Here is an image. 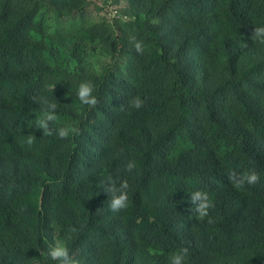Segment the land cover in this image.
Wrapping results in <instances>:
<instances>
[{
	"label": "trees",
	"instance_id": "trees-1",
	"mask_svg": "<svg viewBox=\"0 0 264 264\" xmlns=\"http://www.w3.org/2000/svg\"><path fill=\"white\" fill-rule=\"evenodd\" d=\"M94 1L0 0V264H46L56 244L77 264H170L184 247L185 264H264V43L250 39L264 0H115L127 22L47 43L48 13ZM97 52L112 62L97 69ZM41 99L58 105L50 127L77 131L43 135ZM249 171L254 185L228 179ZM109 177L129 185L120 212Z\"/></svg>",
	"mask_w": 264,
	"mask_h": 264
},
{
	"label": "clouds",
	"instance_id": "clouds-1",
	"mask_svg": "<svg viewBox=\"0 0 264 264\" xmlns=\"http://www.w3.org/2000/svg\"><path fill=\"white\" fill-rule=\"evenodd\" d=\"M94 2L92 3V5L94 4ZM116 4L120 6V13L128 15L127 13L124 12V8L126 7V4L124 3L123 4L116 3ZM92 5L89 7L90 10L94 14L98 15L102 20L103 18L101 17V15L98 12L96 13L92 9ZM128 17L130 19V15H128ZM128 20H126L125 22H127ZM118 22L120 21H116L112 25L115 26V24ZM250 39L253 41L259 40L260 43H264V26H254L250 35ZM134 47L137 52L142 51V46L139 42L135 43ZM93 90H94V86L90 82H83L79 85L77 90V96L82 104L91 107H95L98 104L97 98L92 95ZM39 102L44 105V112H43V117L40 120H38L37 128L43 130V135L50 136L55 133L56 135L59 136V138L66 139L69 137L70 133H75L77 131L76 129L70 127H61L59 129H53L52 127H50V124L57 120L56 110L58 105L55 102H50L46 99H41ZM143 103L144 101L141 100L139 97H134L129 102V104L132 107H135L137 109L142 107ZM28 143L29 144L32 143L31 138H29ZM134 168H135V164L133 162H129L126 165V169L129 172H131ZM228 179L231 183L234 184V186L241 187L245 183L249 185L256 184L259 181V175L255 171H249L243 174H237L236 172H232L228 175ZM128 187L129 185L127 180L120 181L119 187H117L116 182L111 177H109L108 180L104 183L103 190L106 193H108V195L111 197L108 204L111 211L120 212L121 210L127 208ZM190 203L192 205V208L190 210H194L198 214L199 219H203L205 216H207L208 209L212 207V204L208 197V193L199 190L190 193ZM187 255H188L187 247L180 249L178 253L171 255L170 264H185V258ZM47 257H48V262L58 261L59 264H77V262L70 255L68 247L63 244H56L55 246H49ZM48 262H46V264H48ZM36 264H40V262L36 261Z\"/></svg>",
	"mask_w": 264,
	"mask_h": 264
},
{
	"label": "rangeland",
	"instance_id": "rangeland-1",
	"mask_svg": "<svg viewBox=\"0 0 264 264\" xmlns=\"http://www.w3.org/2000/svg\"><path fill=\"white\" fill-rule=\"evenodd\" d=\"M125 4V3H124ZM101 21V18L94 14L90 9H87L84 13L74 14L68 19L57 20L52 13L46 15V34L44 39L47 43L57 46L61 50L65 51L71 44L72 35L83 27H89L97 24ZM40 39L41 36H36ZM94 66L100 69L105 63H111L108 58L103 57L98 52L94 58Z\"/></svg>",
	"mask_w": 264,
	"mask_h": 264
},
{
	"label": "built area",
	"instance_id": "built-area-1",
	"mask_svg": "<svg viewBox=\"0 0 264 264\" xmlns=\"http://www.w3.org/2000/svg\"><path fill=\"white\" fill-rule=\"evenodd\" d=\"M92 9L110 24L116 21L125 22L129 19L128 15L120 13V6L115 0H98L92 5Z\"/></svg>",
	"mask_w": 264,
	"mask_h": 264
}]
</instances>
